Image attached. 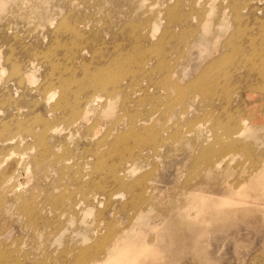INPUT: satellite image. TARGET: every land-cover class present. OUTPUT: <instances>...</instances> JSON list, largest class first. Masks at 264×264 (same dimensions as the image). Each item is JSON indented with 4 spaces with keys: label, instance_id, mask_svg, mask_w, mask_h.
I'll return each mask as SVG.
<instances>
[{
    "label": "rangeland",
    "instance_id": "obj_1",
    "mask_svg": "<svg viewBox=\"0 0 264 264\" xmlns=\"http://www.w3.org/2000/svg\"><path fill=\"white\" fill-rule=\"evenodd\" d=\"M1 1L0 58L2 60L0 59V118L8 115L12 111V108L16 106H22L23 108L21 109L23 110L33 108V113L36 112L46 117V109L44 102L42 103L40 91H32V89L40 85V82L43 83L48 73L49 75L58 76L62 72V76L66 78L74 75L78 80L81 79L83 81H85V76L93 77L97 75V77L102 76L103 79H105L110 84L111 80L115 79L110 78V76L116 74L115 76H117L116 78L118 81L117 89L122 88V90L120 89L119 93L116 91L112 95L111 103H113L112 112L114 113H109L103 107L105 105H103L97 111L98 113L95 112L96 114L91 117L92 119L95 117L94 119L98 120V118L101 117L100 115L103 114L99 120V123L101 124L105 120L103 123L106 124L103 130L99 134L97 133V135H95L96 137L94 136L95 139H92L93 141H89V139L91 138V135L95 134V128L93 130L90 129L87 132H83L74 138L68 137L64 140L52 138L48 140L51 145L60 143V149L54 148L53 153L55 152V155L60 154L62 156V161L60 160L59 165L52 162V164H50V166H48L46 169L48 171L45 170V173H48L47 178L49 179L44 178V180H41L38 183L40 188L47 190V193L50 192L52 184L58 187V191L67 187L71 191H75V189L78 190V183L71 179L73 176L77 177L81 175L83 177L81 178L83 183L86 181L88 182L90 179L95 177L94 179L96 181H102L106 183V185H108L107 189L110 191L106 190V192H98L97 190H94V193H97L98 200H93L90 197V199L86 200V202L82 201L83 205L78 207V210L80 208L81 211H77L73 215L74 218L71 215L70 218L68 215L61 218L59 221L60 230L57 231V226L54 225V228L45 227V229H42V227L34 231L33 229L26 226V217L19 209L17 201L14 200L15 194L13 192L8 194L4 193V196L6 197L5 198L3 196V191L0 189V203L3 197L2 203L0 204V264H43L48 259V264H74L71 261L75 255L80 254L81 251L95 250L99 251L97 258H100L101 261V259L104 260L103 255L108 253L107 251L110 252L111 246L113 243H115L116 239L121 240H119L121 249L127 248L129 251H131L130 256L136 258V264H264V0H104L103 2L102 0H96V2L95 0H53L54 2L52 0H45V2H42L44 0ZM204 2H206V4H204ZM235 2L240 3L238 4L239 8H243L240 9L241 11L239 10V13L237 14V20H235L233 15L230 14V16L232 15V18L226 20V27H218L215 22L219 21L222 8L228 9V7L233 5ZM99 7L100 9H98ZM7 8L9 10H7ZM226 13H232V9L226 10ZM52 17L55 18V21H53V26L50 27L49 20ZM154 18L157 21L156 23L158 27H156V23H153V25L150 26L152 24L151 19ZM202 18H205L209 21L208 24L209 26L213 27L212 30L214 32L224 36L218 43H216L215 48L217 47V50L215 54L212 52L215 48L212 49L210 47L213 37L211 35H208L207 37L203 36V30L197 28L199 26L200 19ZM32 19L36 23H34ZM66 19L67 24L71 21L69 23L70 25H74V23H79L80 21L85 22V20L86 23L91 21V23L87 24L90 26V29L87 26L85 31L84 29L82 30L83 32L80 31V34L82 33L83 35L85 33L84 35H86H83V45L86 46L80 47L77 45L78 47L76 46V49H71V37L68 33L64 32L63 27L66 24ZM224 19H226V17H224ZM31 20L32 24L30 25ZM148 22H150L149 25L147 24ZM37 23L39 24L37 25ZM45 25H47L46 28L44 27ZM38 27H40V29H37ZM57 27H60V31L62 33L59 37V41L60 46H63V48L55 47L56 43L55 40H53V36L51 34L57 30ZM149 28L152 31V36L148 33ZM154 29H157V32H154ZM166 30H170V38L166 40L167 43H164L165 47L163 46L164 48H162L159 53L157 47H153L152 45L156 43V39L160 37V34L164 33ZM235 34L238 36V38ZM138 35H140V37ZM190 35H192V38ZM239 36L241 37L239 38ZM143 37H145V39L148 41ZM136 38L144 39V45L141 43L138 44L140 47L137 46L139 50H137V48L132 49L129 44L131 40H135ZM229 38L233 40L234 43H232L234 46H236L235 49H237L235 52H229L230 54L227 53L226 56H224L225 50L223 47V42L227 41ZM121 39H123V42H120ZM200 39H202L203 42L209 39V50H207L206 53L202 52V49L200 50L196 46V43ZM183 41H186V43ZM260 43L261 46L263 45L262 47L259 46ZM65 45L70 48L66 47ZM121 46L122 49H120ZM177 46H179V49ZM183 46H186V48ZM12 48L15 49L13 50ZM56 48L58 49L56 50ZM67 48L70 49V51L67 50ZM12 50L13 53L11 54ZM50 50L51 52L55 51V53L53 52L52 55ZM65 50L67 52H65ZM132 50L137 53H142L143 51L144 55L142 58H150L151 60H154V62L155 59L161 61L163 59V55H166L167 59H172L169 63V67L172 68L173 71L177 72L174 74V80L181 88L187 87L188 89H185L189 90L188 92L184 89L188 96H186L187 100L185 99L183 101L184 104H175L173 106V110L172 108H169L170 105L167 106V102H169L167 98H164L163 96L159 98L157 96L156 98V95L154 98L152 95L154 92L148 93L152 95L150 96V100L148 99V101L144 103L139 101L143 96V93L141 91H136L139 89L138 87L141 89L145 83L143 81L141 82V79H139L140 74L135 75L136 77L134 76V78L132 75H130V73L125 74V72L121 75H117V65L115 62H109L114 60L117 55L122 54L121 51H123V54H126L131 53ZM42 52L45 56L42 54ZM217 57H223L225 60L222 59L221 63H211V61H214L217 59ZM71 59L77 61H72ZM69 60L72 63H70ZM30 61H34V68L29 65ZM45 62L46 64H44ZM83 62L86 64L84 65ZM121 62H123V60ZM54 63L55 65H53ZM127 64L129 67L131 66V69L129 68L128 71L135 70L137 69L136 67H138V65L136 66V63L132 60L127 62ZM96 66L97 69L95 70ZM99 66L101 68H99ZM67 68L69 71L65 70ZM14 69H18L21 77H23L24 74L26 75L31 72L30 74L34 75V81L32 82L25 79L24 77L21 78V82H18L17 79L19 75L17 77L11 75ZM9 71L11 73H9ZM201 75L203 78L199 77ZM222 75H228L227 77L229 81H225L223 78L224 76ZM152 76L156 78L159 77L157 74H153ZM132 78L134 79V83L137 88L134 85H132L133 87L128 86L127 82H129V80H133ZM156 78L154 79L155 81H157ZM192 81L195 82L193 83ZM199 81L200 83H198ZM262 81L263 83H261ZM195 83L206 85V87L210 86L209 83H211L214 85L213 88L217 90L215 91L212 88V93L209 94L210 96L204 94L202 91L201 92L203 94H201L197 90L191 88V85H195ZM72 86V89L79 90L81 88L80 86H76L74 83H72ZM110 88L112 87L110 86ZM173 89L176 90L175 88ZM234 90L236 92L233 93ZM95 91L96 92L91 90L90 92L96 94L102 93L101 96L104 97L103 92H99L98 90ZM134 91L138 94L135 95ZM218 91H221L223 94ZM15 93L17 95H15ZM194 94H197L196 97H194ZM9 95L12 97V99H10L11 97ZM189 95L194 98H191ZM203 95L204 97H202ZM1 96L7 99L6 103L1 101ZM126 96H128V99ZM114 97H116V99ZM172 97L171 99L173 100L176 98L177 100L181 98L176 95V91H172ZM32 102H35V104H33V107H30ZM151 102L152 104H150ZM101 104H104V102H101ZM7 106L9 107L7 108ZM100 110L101 114L99 113ZM97 115L100 117H97ZM238 116L242 119H245L247 126L249 127V131L244 136L237 138V141L240 142L239 146L231 144L227 145V138L224 134L226 132V124H229L235 128V125L237 124L236 121L240 119ZM115 121H119V123L117 122L118 125ZM130 122L142 125L144 123V125L147 126L144 129L150 127L151 125L154 130L150 128V130L146 132L144 129L136 128L131 134L124 133L131 127ZM218 123L221 124L220 127H218ZM95 125L96 124L94 123V126ZM97 129H100V127L98 128V125L96 127V130ZM136 131L138 133H136ZM105 133L109 134V137L107 138L108 142L106 141L104 143L106 152L104 151L102 154H98L96 152L94 143L102 138ZM154 133L158 137H155ZM84 135L85 137H83ZM117 136L122 137L118 138ZM118 139L121 143L120 146L115 144L118 142ZM130 140H133V142ZM112 143L114 145H112ZM139 143H141V145ZM108 146H110V148ZM112 146L113 148H111ZM67 148H69L70 151ZM71 148L73 150H71ZM116 150L119 154L116 152ZM5 152L7 151L0 150V156L4 155ZM79 152L80 154L77 155ZM65 154L70 155L69 157H71L70 160L72 162L67 165L69 168L62 169L65 175L60 176L58 169L66 166L63 160L65 158ZM50 158H52V156H50ZM218 158L222 159L223 161L220 166V171L222 170L221 173L219 172L216 175L215 173L207 175L205 171L204 173L202 172L205 168V164H207L206 162L210 161L214 163L216 160H220ZM99 160H103L104 164L109 163L108 166L116 163L114 168H118L119 173H122L121 175L127 178L124 179L126 183L132 185L136 182H139L140 184H143L142 190H145L146 187L150 186L156 187V198H148L147 196L142 197V195H139V192L132 193L128 189L126 190L124 188H121L120 192V188H115L108 181L112 173V171L109 170H113V168L105 165L104 167L107 168L102 170L101 173L100 171L98 173L97 171H94L96 170V163ZM8 163L10 164L11 161H8ZM75 163L77 167L74 165ZM224 163L226 166L229 164V166H224ZM193 164L195 166H193ZM222 166H224V168ZM122 167L126 170H122ZM120 170L122 172H120ZM187 170L189 171L187 172ZM73 172L75 174L80 172V175H75ZM254 172H257V182H253L252 180L246 184L244 182V178L252 174L255 175ZM193 173H196V176H194L195 174ZM190 175L192 178L194 177L195 180L192 181ZM65 176L66 178H63ZM217 176L219 177L217 178ZM130 177L132 179H130ZM188 177L191 179V181L188 180ZM21 178H24L23 173H19L18 175V179ZM44 181L46 182L44 183ZM49 181H54V183ZM49 183L51 184L49 185ZM231 185H237L232 192L228 187ZM44 191L45 190H43V192ZM77 194L78 193L75 195ZM115 194H117L116 197ZM146 195H148V193ZM110 197L112 199H110ZM108 198L110 199L109 202L107 201L109 200ZM145 198L148 199L146 200ZM222 198L227 200L221 201L223 200ZM151 200L155 203H152ZM145 205H147V207ZM100 210L102 211L100 212ZM82 211H86V213H83ZM94 213L96 216H94ZM48 216L50 217L49 213L47 214V217ZM67 217L69 219H66ZM94 221L100 223L98 224ZM114 226H116V228H114ZM93 231L95 232L93 233ZM113 231L116 234L115 236ZM39 236L40 238H37ZM120 236L123 239L120 238ZM96 237L98 238L97 241ZM15 238L20 241H17L16 243L17 239ZM14 240L15 243L13 242ZM13 243L14 245H12ZM4 246L6 248H4ZM145 247H147V250ZM23 252H25L27 255L26 257L24 256L25 254ZM110 254L116 255L118 253L115 250L111 251ZM145 257L146 259H144ZM31 259L33 260L30 261ZM87 263L91 264L92 261H90V263L88 261L86 264ZM116 264L121 263L118 262Z\"/></svg>",
    "mask_w": 264,
    "mask_h": 264
},
{
    "label": "bare ground",
    "instance_id": "obj_2",
    "mask_svg": "<svg viewBox=\"0 0 264 264\" xmlns=\"http://www.w3.org/2000/svg\"><path fill=\"white\" fill-rule=\"evenodd\" d=\"M35 1V0H34ZM42 1V0H41ZM49 1V0H48ZM53 1V0H52ZM66 1V0H65ZM104 0H102V2H103ZM110 1V0H109ZM117 1V0H116ZM26 2V1H25ZM38 2V1H37ZM42 2H45V0L44 1H42ZM47 2V1H46ZM54 2V1H53ZM72 2V1H71ZM70 2V3H71ZM95 2H96V0H95ZM112 2V1H111ZM207 2V1H206ZM206 2H204V4H206ZM28 3V2H27ZM48 3V2H47ZM46 3V4H47ZM57 3V2H56ZM105 3H106V1H105ZM15 4V3H14ZM45 4V3H44ZM90 4V3H89ZM238 4H240V3H238V2H235V3H233V5H231V6H229L228 7V9H232V13H226V10H228V9H224V8H222V13L220 14V16H219V21L218 22H215V24H217V26L218 27H226V25H227V21L226 20H228V19H231L232 18V15H233V17H234V19L235 20H237V14L239 13V10L242 8H239V6H238ZM2 5V1L0 0V6ZM11 5H13V4H11ZM27 5V4H26ZM33 5V4H32ZM50 5V4H49ZM52 5H53V3H52ZM98 5V4H97ZM112 5V4H111ZM10 6V5H9ZM71 6V5H70ZM74 6V5H73ZM72 6V7H73ZM79 6V5H78ZM81 6V5H80ZM91 6V5H90ZM241 6V5H240ZM11 7V6H10ZM45 7V6H44ZM44 7H43V9H44ZM75 7V6H74ZM95 7V6H94ZM247 7V6H246ZM37 8V7H36ZM39 8V7H38ZM49 8V7H48ZM60 8V7H59ZM77 8V7H76ZM40 9V8H39ZM42 9V10H43ZM68 9H70V8H68ZM87 9V8H86ZM85 9V10H86ZM98 9H100V7L98 8ZM243 9V8H242ZM251 9V8H250ZM254 9V8H253ZM7 10H9L8 8H7ZM75 10V9H74ZM77 10H80V9H77ZM24 11V10H23ZM44 11V10H43ZM72 11V10H71ZM99 11V10H98ZM101 11V10H100ZM241 11V10H240ZM249 11H251V10H249ZM8 12V11H7ZM38 12V11H37ZM52 12H53V10H52ZM55 12V11H54ZM96 12V11H95ZM94 12V13H95ZM13 13V12H12ZM22 13V12H21ZM24 13V12H23ZM93 13V14H94ZM26 14V13H25ZM59 14V13H58ZM80 14V13H79ZM88 14V13H87ZM97 14V13H96ZM230 14H232L231 16H230ZM10 15V14H9ZM18 15V14H17ZM28 15V14H27ZM54 15V14H53ZM67 15V14H66ZM91 15V14H90ZM15 16V15H14ZM35 16H37V15H35ZM50 16V15H49ZM56 16V15H55ZM94 16V15H93ZM97 16V15H96ZM99 16V15H98ZM102 16V15H101ZM230 16V17H229ZM240 16V15H239ZM5 17V16H4ZM40 17V16H39ZM43 17V16H42ZM51 17V16H50ZM90 17V16H89ZM224 17H226V19H224ZM245 17V16H244ZM10 18V17H9ZM65 18V17H64ZM103 18V17H102ZM116 18V17H115ZM8 19V18H7ZM37 19V18H36ZM43 19V18H42ZM55 18H51L50 20H49V22H50V27L51 26H53L52 24H53V21H55L54 20ZM63 19V18H62ZM70 19V18H69ZM90 19V18H89ZM89 19H88V21H89ZM94 19V18H93ZM99 19H101V18H99ZM241 19V18H240ZM5 20V19H4ZM11 20V19H10ZM33 20V19H32ZM32 20H31V23H30V25L32 24ZM45 20V19H44ZM71 20V19H70ZM69 20V21H70ZM109 20V19H108ZM117 20V19H116ZM64 21V20H63ZM74 21H76V20H74ZM73 21V22H74ZM113 21V20H112ZM111 21V22H112ZM3 22H5V21H3ZM15 22V21H14ZM33 22H34V20H33ZM38 22V21H37ZM57 22V21H56ZM71 22V21H70ZM69 22V23H70ZM101 22V21H100ZM151 22H152V24L150 25V26H152L153 25V23H156L157 21L155 20V18L154 19H151ZM234 22V21H233ZM246 22V21H245ZM244 22V23H245ZM259 22V21H258ZM6 23H7V21H6ZM34 23H36V22H34ZM59 23H61V22H59ZM67 24V19H66V24H65V26H63L64 27V32L65 33H68L69 34V36L71 37V49L72 50H74V49H76V46L77 45H79L80 47L81 46H86V45H83V43H84V37H83V35L85 34H83L82 35V33L80 34V31H82L83 29H84V31H85V29L87 28V24H89V23H91V21L89 22V23H86V20H85V22H82V21H80L79 23H74V25H70V24ZM97 23V22H96ZM149 23L150 22H148L147 24L149 25ZM209 21L207 20V19H205V18H202V19H200V23H199V26L197 27V28H200L201 30H203V36H205V37H207L208 35H211L213 38H212V42L210 43V47L213 49V48H215V46H216V43H218L224 36H222V35H220V34H218V33H216V32H214L213 30H212V28L213 27H211V26H209ZM8 24H10V23H8ZM39 23H37V25H38ZM48 24V23H47ZM62 24V23H61ZM116 24V23H115ZM119 24V23H118ZM120 24H121V22H120ZM230 24V23H229ZM234 24V23H233ZM246 24V23H245ZM256 24V23H255ZM11 25V24H10ZM42 25V24H41ZM93 25V24H92ZM95 25V24H94ZM112 25V24H111ZM232 25V24H231ZM238 25V24H237ZM253 25V24H252ZM259 25V24H258ZM257 25V26H258ZM46 26L47 25H45L44 27L46 28ZM61 26V25H60ZM133 26V25H132ZM136 26V25H135ZM244 26V25H243ZM7 27V26H6ZM34 27V26H33ZM56 27V26H55ZM102 27V26H101ZM127 27H129V26H127ZM156 27H158L157 26V23H156ZM229 27H230V25H229ZM234 27V26H233ZM240 27V26H239ZM14 28V27H13ZM26 28V27H25ZM35 28V27H34ZM88 28L90 29V26H88ZM133 28V27H132ZM248 28V27H247ZM260 28V27H259ZM6 29V28H5ZM11 29V28H10ZM16 29V28H15ZM30 29V28H29ZM37 29H40V27H38ZM36 29V30H37ZM43 29V28H42ZM41 29V30H42ZM93 29H94V27H93ZM115 29V28H114ZM118 29V28H117ZM232 29V28H231ZM251 29V28H250ZM253 29V28H252ZM35 30V31H36ZM40 30V31H41ZM130 30V29H129ZM190 30V29H189ZM196 30V29H195ZM220 30H221V28H220ZM238 30V29H237ZM245 30V29H244ZM32 31V30H31ZM137 31V30H136ZM154 32H157V29H154L153 30ZM239 31V30H238ZM246 31H249V30H246ZM260 31V30H259ZM10 32H11V30H10ZM43 32V31H42ZM41 32V33H42ZM83 32V31H82ZM87 32V31H86ZM118 32V31H117ZM133 32V31H132ZM183 32H184V30H183ZM196 32V31H195ZM27 33V32H26ZM41 33H40V35H41ZM130 33V32H129ZM134 33V32H133ZM148 33L152 36V31H151V29L149 28V30H148ZM185 33V32H184ZM190 33V32H189ZM210 33H212V34H210ZM31 34V33H30ZM29 34V35H30ZM52 34V36H53V40H55V43H56V46L55 47H62L63 48V46H60V41H59V37H60V35L62 34L61 33V31H60V27H57V30H55L53 33H51ZM95 34V33H94ZM192 34H193V31H192ZM238 34V33H237ZM240 34V33H239ZM263 34V33H262ZM17 35V34H16ZM16 35H15V37H16ZM38 35V34H37ZM88 35V34H87ZM226 35V34H225ZM231 35H232V33H231ZM236 35V34H235ZM241 35H242V33H241ZM247 35V34H246ZM249 35V34H248ZM13 36V35H12ZM31 36V35H30ZM42 36V35H41ZM84 36H86V35H84ZM96 36V35H95ZM123 36V35H122ZM139 37H140V35H138ZM137 36V37H138ZM186 36V35H185ZM192 35H190V37H191ZM237 36V35H236ZM136 37V36H135ZM231 37V36H230ZM241 36H239V38H240ZM245 37V36H244ZM144 39H145V37H143ZM170 38V30H166L164 33H161L160 34V37L158 38V39H156V43L155 44H153L152 46L154 47H157V49H158V52L160 53V51L162 50V48H164L165 46H164V43L166 42V40L167 39H169ZM192 38V37H191ZM228 38V37H227ZM237 38H238V36H237ZM251 38V37H250ZM259 38V37H258ZM44 39V38H43ZM103 39V38H102ZM144 39H139V38H136L135 40H131L130 41V47L132 48V49H134V48H137V46H139L138 44H141V43H143V41H144ZM230 39V38H229ZM227 40V41H224L223 42V47H224V50H225V53H224V56H226V54L227 53H229V52H235V50L237 49H235V47L236 46H234V42H233V40L232 39H230V40ZM234 39H236V38H234ZM65 40V39H64ZM105 40V39H104ZM145 40H147V39H145ZM187 40V39H186ZM209 40V39H208ZM205 41V42H203L202 41V39H200L196 44V46L198 47V49H202L201 51L202 52H207V50H209L208 48H209V41ZM259 40V39H258ZM70 41H68V42H70ZM148 41V40H147ZM252 41V40H251ZM261 41V40H260ZM53 42V41H52ZM86 42V41H85ZM89 42V41H88ZM120 42H123V39H121L120 40ZM169 42V41H168ZM183 42H185L186 43V41H183ZM233 42V43H232ZM249 42H250V40H249ZM12 43V42H11ZM113 43V42H112ZM167 43V42H166ZM180 43H182V42H180ZM179 43V44H180ZM238 43V42H237ZM240 43V42H239ZM259 43V42H258ZM52 44V43H51ZM118 44V43H117ZM122 44V43H121ZM193 44H194V42H193ZM254 44V43H253ZM256 44H257V42H256ZM9 45V44H8ZM143 45H144V43H143ZM143 45H142V48H143ZM146 45V44H145ZM166 45V44H165ZM244 45V44H243ZM247 45V44H246ZM1 46V45H0ZM66 46V45H65ZM102 46H104V45H102ZM164 46V47H163ZM168 46V45H167ZM255 46V45H254ZM259 46H261V43H260V45ZM263 46V45H262ZM261 46V47H262ZM11 47V46H10ZM66 47H68V46H66ZM78 47V46H77ZM140 47V46H139ZM179 46H177V48H178ZM183 47H185L186 48V46H183ZM190 47V46H189ZM238 47V46H237ZM252 47V46H251ZM9 48V47H8ZM51 48V47H50ZM68 48H70V47H68ZM67 48V50H69L70 51V49H68ZM115 48V47H114ZM117 48V47H116ZM148 48V47H147ZM184 48V49H185ZM241 48V47H240ZM243 48V47H242ZM13 49V48H12ZM15 49V48H14ZM13 49V50H14ZM49 49V48H48ZM52 49V48H51ZM55 49V48H54ZM58 48H56V50H57ZM61 49V48H60ZM120 49H122V46H121V48ZM149 49H150V47H149ZM179 49V48H178ZM183 49V50H184ZM251 49V48H250ZM262 49V48H261ZM13 50H12V52H11V54L13 53ZM36 50V49H35ZM106 50V49H105ZM127 50V49H126ZM131 50V49H130ZM136 50V49H135ZM137 50H139L138 48H137ZM136 50V51H137ZM144 50V49H143ZM155 50V49H154ZM164 50V49H163ZM182 50V51H183ZM216 50H217V47L212 51L213 52V54H215V52H216ZM244 50V49H243ZM41 51V50H40ZM53 51V50H52ZM79 51H80V49H79ZM100 51V50H99ZM114 51V50H113ZM148 51V50H147ZM156 51V50H155ZM181 51V52H182ZM2 52V51H1ZM46 52V51H45ZM49 52V51H48ZM54 53H55V51H53ZM53 52H51V50H50V53L52 54ZM65 52H67L66 50H65ZM64 52V53H65ZM74 52V51H73ZM98 52V51H97ZM96 52V53H97ZM101 52V51H100ZM112 52V51H111ZM238 52V51H237ZM236 52V53H237ZM241 52V51H240ZM49 53V54H50ZM69 53V52H68ZM121 53L122 54H119V55H117V57L114 59V60H112V61H109V62H111V63H114L115 62V64L117 65V75H121L122 73H124L125 72V74H127V73H130V75H132L133 76V78H134V76L135 75H137V74H140V78L139 79H141V82L143 81V82H145L144 83V85H143V87L140 89V87H138L139 89L136 91V92H138V91H141L142 93H143V96L140 98V102H142V103H144V102H146V101H148V99L150 100V96H152L153 95V97L155 98V95H156V98H157V96H158V98L159 97H164V98H167L168 100H169V102H167V106H169L170 105V107L169 108H172L173 109V106L175 105V104H177V105H180L181 103H183V101L186 99V96H187V92L186 91H188L189 92V90H187L188 88L187 87H185V88H187V89H185V88H181L179 85H178V83L174 80V74H176L177 72H175V71H173V69L172 68H170L169 66H170V61L172 60L171 58L170 59H167L166 58V55L164 56L163 55V59L161 60V61H159V60H157V59H155V62H154V60H151L150 58H147V59H143L142 58V56L144 55V53H143V51H142V53H137V52H135V51H133L132 50V52L131 53H126V54H123V51H121ZM163 53H165V52H163ZM184 53V52H183ZM243 53V52H242ZM35 54V53H34ZM38 54H39V52H38ZM42 54L44 55V53L42 52ZM77 54V53H76ZM82 54V53H81ZM110 54V53H109ZM108 54V55H109ZM161 54H162V52H161ZM181 54V53H180ZM179 54V55H180ZM230 54V53H229ZM229 54H228V56H229ZM238 54V53H237ZM9 55V54H8ZM53 55V54H52ZM184 55V54H183ZM191 55V54H190ZM195 55V54H194ZM239 55V54H238ZM245 55V54H244ZM12 56V55H11ZM40 56V55H39ZM45 56V55H44ZM43 56V57H44ZM47 56H49V55H47ZM67 56V55H66ZM91 56H92V54H91ZM115 56H116V54H115ZM114 56V57H115ZM154 56V55H153ZM193 56V55H192ZM243 56V55H242ZM8 57V56H7ZM57 57V56H56ZM73 57H75V56H73ZM109 57V56H108ZM146 57H148V56H146ZM151 57V56H150ZM172 57V56H171ZM204 57H205V55H204ZM47 58V57H46ZM64 58H65V55H64ZM71 58V57H70ZM155 58V57H154ZM157 58V57H156ZM259 58V57H258ZM1 59V58H0ZM11 59V58H10ZM55 59V58H54ZM58 59V58H57ZM75 59V58H74ZM101 59H102V57H101ZM112 59V58H111ZM136 59V60H135ZM159 59V58H158ZM161 59V58H160ZM225 60V58H223V57H217V59H215L214 61H211L210 59V61H211V63L212 62H214V63H221V60ZM2 60V59H1ZM1 60H0V62H1ZM8 60V59H7ZM47 60V59H46ZM68 60V59H67ZM66 60V61H67ZM72 60V59H71ZM123 60V62H121ZM134 61L135 63H136V66L138 65V67H136L137 69H135V70H131V71H128L129 70V68L131 67H129L128 66V64H127V62H129V61ZM177 60V59H176ZM6 61V60H5ZM35 61V60H34ZM34 61H30L29 62V65H31L32 66V68H34L35 67V64H34ZM44 61V60H43ZM70 61V60H69ZM72 61H77V60H72ZM36 62V61H35ZM40 62H42V61H40ZM91 62H92V60H91ZM90 62V63H91ZM8 63V62H7ZM11 63V62H10ZM50 63V62H49ZM48 63V64H49ZM57 63V62H56ZM60 63V62H59ZM66 63V62H65ZM70 63H72L71 61H70ZM110 63V64H111ZM174 63H176V62H174ZM210 63V64H211ZM1 64V63H0ZM28 64V63H27ZM44 64H46V62L44 63ZM43 64V65H44ZM83 64L85 65L86 63H84L83 62ZM107 64V63H106ZM15 65V64H14ZM53 65H55V63L53 64ZM73 65V64H72ZM88 65V64H87ZM133 65V64H132ZM18 66V65H17ZM50 66H51V64H50ZM92 66V65H91ZM111 66H112V64H111ZM65 67V66H64ZM67 67V66H66ZM94 67H95V65H94ZM105 67V66H104ZM103 67V68H104ZM107 67V66H106ZM133 67H134V65H133ZM174 67V66H173ZM19 68H20V65H19ZM54 68V67H53ZM52 68V69H53ZM71 68V67H70ZM82 68H83V66H82ZM99 68H101L100 66H99ZM116 68V67H115ZM97 69V66H96V68H95V70ZM131 69V68H130ZM134 69V68H133ZM10 70H12V69H10ZM27 70V69H26ZM25 70V71H26ZM36 70V69H35ZM56 70V69H55ZM58 70V69H57ZM65 70H68L69 71V69L67 68V69H65ZM89 70V69H88ZM116 70V69H115ZM211 70V69H210ZM21 71V70H20ZM30 71V70H29ZM62 71H63V69H62ZM93 71H94V69H93ZM22 72H24V71H22ZM50 72V71H49ZM59 72H60V70H59ZM84 72V71H83ZM108 72H109V69H108ZM210 72V71H209ZM9 73H11L10 71H9ZM31 73V72H30ZM24 74V76L23 77H21L20 76V72L18 71V69H14L13 70V72H12V74L11 75H13V76H18L19 75V77H18V79H17V81L18 82H21V78H24L25 77V79H27V80H30V81H34V75L33 74ZM66 73V72H65ZM87 73V72H86ZM89 73H91V72H89ZM106 73V72H105ZM97 74V73H96ZM153 74H157V75H159V77H154V76H152ZM63 74H62V72H61V74L60 75H58V76H56V75H49V73H48V75H46V77H45V81L43 82V83H41L40 82V85H38L37 87H35L34 89H32V91L34 90V91H37V92H39L40 91V96H41V99H42V103L44 102V106H45V109H46V114H47V116L45 117V116H42L41 114H39V113H36V112H34L33 113V108H28V110H23V109H21V108H23L22 106H16V107H13L12 108V111L8 114V115H6V116H4V117H2V118H0V150H6L7 152H5L4 153V155H2V156H0V189L3 191V196H4V193H10V192H13L14 194H15V199L14 200H16L17 201V204H18V207H19V209L21 210V212L24 214V216L26 217V226L27 227H29V228H31V229H33L34 231H36L37 229H40V228H42V229H45V227L46 228H48V227H53L54 225H56L57 226V228H56V230L58 231V230H60V228H59V221L61 220V218H63L64 216H69V218H70V215L71 216H73L77 211H81V209L79 208V210H78V207H80L81 205H83V203H82V201L83 202H86V200H89L90 199V197L93 199V200H98V196H97V193H94L95 191L94 190H97L98 192L99 191H101V192H106V190H109V189H107L108 188V185H106V183H104V182H102V181H96L94 178L93 179H90L87 183L86 182H82V179L81 178H83L79 173V175L80 176H77V177H74L73 176V178L71 179V180H73L74 182H77L78 183V190H76L75 189V191H77V192H75L74 190L73 191H71L68 187L67 188H65V189H63V190H60V191H58V187L56 186V185H53L52 184V186H51V189H50V192H48L47 193V190L46 189H44V188H40L39 187V182L41 181V180H44V178H46V179H49V178H47V174L45 173V170L48 168V166H50V164H52V162L53 163H55V164H60V160L62 159V156L59 154V155H55L54 153H53V149L54 148H59L60 149V143L58 144H53V145H51L50 143H49V139H52V138H58V140H60V139H67L68 137H72V138H74V137H77L78 135H80L81 133H83V132H87V131H89L90 129H94L95 130V134H93V135H91L90 137V139H89V141H93L92 139H95V135H97V133L99 134L102 130H103V128H104V126L106 125L105 123H99V120L101 119V117L103 116V114L102 115H97V117L99 116L100 118H98V120L97 119H92L91 117L93 116V115H95L96 113L95 112H97L98 110H99V108H101V106H103V105H105V106H103L109 113L111 112V113H114V112H112V104L113 103H111V99H112V95L116 92V91H118V93H119V90L121 89L122 90V88H119V89H117V83H118V81H117V76H115V75H112V76H110V78H115V79H112L111 80V84L109 83V82H107L105 79H103V77L102 76H100V77H97V75L96 76H90V77H84V80L85 81H83V80H81V79H77L74 75L73 76H70V77H68V78H66V77H64V76H62ZM85 75V74H84ZM99 75H101V74H99ZM9 76V75H8ZM82 76V75H81ZM124 76V75H123ZM222 76H224L223 78H224V80L225 81H227L228 80V75H222ZM107 77V76H106ZM105 77V78H106ZM131 77V76H130ZM136 77V76H135ZM197 77V76H196ZM200 78L202 77V75L201 76H199ZM40 78V77H39ZM81 78V77H80ZM132 78V79H133ZM157 79V81H155L154 79ZM203 78V77H202ZM8 79V78H7ZM25 79H23V80H25ZM41 79V78H40ZM131 79V78H130ZM139 79H138V81H139ZM195 79V78H194ZM241 79V78H240ZM247 79V78H246ZM245 79V80H246ZM137 80V79H136ZM196 80V79H195ZM200 80H202V79H200ZM6 81V80H5ZM121 81V80H120ZM119 81V82H120ZM137 81V82H138ZM203 81V80H202ZM229 81V80H228ZM24 82V81H23ZM136 82V81H135ZM140 82V81H139ZM193 83L195 82V81H192ZM203 82H205V81H203ZM5 83V82H4ZM72 83H74V84H76V86H80L81 88L79 89V90H77V89H72ZM121 83H122V81H121ZM128 83V86L130 87V86H132V85H134L135 86V83H134V79L133 80H129V82H127ZM198 83H200V81L198 82ZM198 83H195V85H191V88L192 89H195V90H197L198 92H200L201 94H203L202 92H204V94H206V95H208V96H210L209 94L210 93H212L211 91H212V88H213V84H211V83H209V85L210 86H208V87H206V85H201V84H198ZM206 83V82H205ZM208 83V82H207ZM228 83V82H227ZM261 83H263V81L261 82ZM110 84V85H109ZM196 84H198V85H196ZM244 84V83H243ZM250 84V83H249ZM22 86V85H21ZM110 86L112 87V88H110ZM138 86V85H137ZM241 86V85H240ZM264 86V85H263ZM125 87V86H124ZM133 87V86H132ZM136 87V86H135ZM235 87H236V85H235ZM246 87V86H245ZM77 88V87H76ZM137 88V87H136ZM136 88H134V89H136ZM173 88H175L176 90H174ZM232 88V87H231ZM240 88V87H239ZM184 89L186 90V91H184ZM190 89V88H189ZM8 90V89H7ZM94 91V92H96L95 90H98L99 92H103L104 93V97L103 96H101V94H96V93H93V92H90V91ZM124 90V89H123ZM213 90H215L214 88H213ZM217 90V89H216ZM215 90V91H216ZM172 91H176V95L178 96V97H181V98H179L178 100H177V98L175 99V100H173V99H171V97H172ZM191 91V90H190ZM192 91H194V90H192ZM202 91V92H201ZM224 91V90H223ZM232 91V90H231ZM36 92V93H37ZM132 92H133V90H132ZM131 92V93H132ZM135 91H134V93H135V95L136 94H138V93H136ZM140 92V93H141ZM149 92H154L152 95H150V94H148ZM214 92V91H213ZM218 92H221V91H218ZM234 92H236L235 90L233 91V93ZM139 93V94H140ZM196 93V92H195ZM216 93V92H215ZM226 93V92H225ZM9 94V93H8ZM117 94V93H116ZM115 94V95H116ZM220 94V93H219ZM221 94H223L222 92H221ZM227 94V93H226ZM228 94H229V92H228ZM15 95H17L16 93H15ZM82 95V96H81ZM119 95V94H118ZM121 95V94H120ZM141 95V94H140ZM192 95H193V93H192ZM196 95L197 94H194V97H196ZM10 96V95H9ZM134 96V95H133ZM190 97H191V95H189ZM212 96V95H211ZM223 96V95H222ZM11 97V96H10ZM21 97V96H20ZM120 97V96H119ZM127 97V99H128V96H126ZM188 97V96H187ZM194 97H191V98H194ZM202 97H204V95L202 96ZM215 97V96H214ZM228 97V96H227ZM27 98V97H26ZM115 99H116V97H114ZM173 98V97H172ZM212 98V97H211ZM216 98H217V95H216ZM10 99H12V97L10 98ZM20 99V98H19ZM119 99H121V98H119ZM118 99V100H119ZM152 99V98H151ZM160 99H162V98H160ZM227 99V98H226ZM6 98L4 97L3 98V96H1V101L2 102H4V103H6ZM18 100V99H17ZM39 100V99H38ZM37 100V101H38ZM187 100V99H186ZM190 100V99H189ZM211 100V99H210ZM16 101V100H15ZM33 101H35V100H33ZM41 101V100H40ZM120 101V100H119ZM123 101V100H122ZM177 101V102H176ZM17 102V101H16ZM30 102V101H29ZM101 102L103 103L104 102V104H101ZM125 102H126V99H125ZM40 103V102H39ZM148 103V102H147ZM187 103V102H186ZM33 104H35V102H32V104H30V107H33L34 105ZM116 104V103H115ZM120 104V103H119ZM138 104V103H137ZM150 104H152V102L150 103ZM165 104V103H164ZM184 104V103H183ZM182 104V105H183ZM10 105V104H9ZM16 105V104H15ZM14 105V106H15ZM117 105V104H116ZM131 105V104H130ZM163 105V104H162ZM4 106V105H3ZM137 106V105H136ZM135 106V107H136ZM166 106V105H165ZM9 106H7V108H8ZM114 107H116V106H114ZM123 107V106H122ZM178 108V107H177ZM176 108V109H177ZM182 108V107H181ZM184 108V107H183ZM103 109V108H102ZM121 109V108H120ZM119 109V110H120ZM134 109V108H133ZM185 109V108H184ZM104 110V109H103ZM174 110V109H173ZM181 110V109H180ZM116 111V110H115ZM171 111V110H170ZM169 111V112H170ZM98 113V112H97ZM100 114H101V110H100V112H99ZM109 113H107V114H109ZM172 113V112H171ZM184 113H185V111H184ZM229 113V112H228ZM131 114V113H130ZM129 114V115H130ZM138 114V113H137ZM124 115H126V114H124ZM131 116V115H130ZM167 116H168V114H167ZM110 117V116H109ZM137 117V116H136ZM139 117V116H138ZM236 117V116H235ZM239 117V116H238ZM129 118H131V117H129ZM134 118V117H133ZM142 118H144V117H142ZM168 118V117H167ZM226 118H227V116H226ZM229 118V117H228ZM240 118V117H239ZM112 119V118H111ZM119 119V118H118ZM93 120V121H92ZM103 120V119H102ZM133 120H135V119H133ZM138 120V119H137ZM152 120H153V118H152ZM191 120V119H190ZM233 120H234V118H233ZM232 120V121H233ZM121 121V120H120ZM154 121V120H153ZM152 121V122H153ZM158 121V120H157ZM101 122V121H100ZM108 122V121H107ZM109 122H111V121H109ZM116 123L118 122L119 123V121H115ZM132 122H134V121H132ZM136 122V121H135ZM140 122H142V121H140ZM145 122H147V121H145ZM156 122V121H155ZM192 122V121H191ZM94 123L96 124L95 126H94ZM118 123H117V125H118ZM131 123V122H130ZM235 123V122H234ZM236 125H235V128L234 127H232L231 125H227L226 124V132L224 133L225 134V137L227 138V142H226V144L227 145H229V144H231V145H240V142H238L237 141V138H239V137H241V136H244L248 131H249V127L247 126V123H246V121H245V119L243 118H240L238 121H236ZM150 124V123H149ZM191 124V123H190ZM97 125H98V128L100 127V129L98 130H96V127H97ZM121 125V124H120ZM119 125V126H120ZM130 125H131V127H130ZM129 125V130H126L124 133H128V134H131V133H133V130L134 129H144L145 127H147L146 125H144V123H143V125L142 124H137V123H131ZM154 125H156V124H154ZM123 126V125H122ZM197 126V125H196ZM216 126V125H215ZM221 126V124H219L218 123V127H220ZM116 127V126H115ZM150 128H152L153 130H154V128L153 127H151V125H150V127H148V128H146V129H144L146 132L148 131V130H150ZM232 129H234V130H232ZM92 130H91V132H92ZM143 130V131H144ZM196 130V129H195ZM225 130V129H224ZM157 131V130H156ZM162 131V130H161ZM151 132V131H150ZM160 132V131H159ZM191 132V131H190ZM93 133V132H92ZM136 133H138L137 131H136ZM135 133V134H136ZM152 133V132H151ZM160 133H162V132H160ZM159 133V134H160ZM64 134H66V135H64ZM123 134V133H122ZM121 134V135H122ZM127 134V135H128ZM142 134H143V132H142ZM148 135H150V134H148ZM152 135V134H151ZM154 135H155V133H154ZM95 136V137H94ZM135 136V135H134ZM137 136H138V134H137ZM136 136V137H137ZM140 136V135H139ZM142 136V135H141ZM157 135H155V137H156ZM83 137H85V135L83 136ZM109 137V134H104L103 135V137L102 138H100L96 143H94L95 144V148H96V152L98 153V154H102L106 149H105V142L107 141V138ZM112 137H113V135H112ZM118 138L119 137H122V136H117ZM124 137H125V135H124ZM158 137V136H157ZM153 138V137H152ZM111 139V138H110ZM116 139V138H115ZM128 139H130V138H128ZM140 139H141V137H140ZM158 139V138H157ZM74 140V139H73ZM117 140V139H116ZM126 140V139H125ZM138 140V139H137ZM145 140H147V139H145ZM144 140V141H145ZM76 141V140H75ZM122 141V140H121ZM129 141V140H128ZM130 141H132L133 142V140H130ZM150 141H152V140H150ZM154 141V140H153ZM162 141V140H161ZM53 142V141H52ZM108 142V141H107ZM114 142V141H113ZM117 142V141H116ZM138 142V141H137ZM148 142V141H147ZM155 142V141H154ZM153 142V143H154ZM157 142V141H156ZM62 143V142H61ZM128 143V142H127ZM142 143V142H141ZM141 143H139L140 145H141ZM75 144V143H74ZM116 145H118V146H120L121 145V143H120V140L118 139V142L117 143H115ZM126 144V143H125ZM128 144H130V143H128ZM134 144V143H133ZM145 144V143H144ZM155 144H157V143H155ZM225 144V145H226ZM65 145V144H64ZM78 145V144H77ZM112 145H114L113 143H112ZM91 146V145H90ZM117 146V147H118ZM79 147V146H78ZM89 147V146H88ZM87 147V148H88ZM109 148H110V146H108ZM115 147V146H114ZM122 147V146H121ZM155 147V146H154ZM111 148H113V146L111 147ZM130 148V147H129ZM133 148H135V147H133ZM139 148V147H138ZM241 148V147H240ZM58 149V150H59ZM68 150H69V148H67ZM80 149V148H79ZM83 149V148H82ZM155 149V148H154ZM65 150V149H64ZM71 150H73L72 148H71ZM75 150V149H74ZM84 150H86V149H84ZM111 150V149H110ZM123 150V149H122ZM239 150V149H238ZM70 151V150H69ZM68 151V152H69ZM101 151V152H100ZM66 152V151H65ZM106 152V151H105ZM116 152H117V150H116ZM128 152V151H127ZM150 152V151H149ZM240 152H242V151H240ZM2 153V152H1ZM67 153V152H66ZM86 153V152H85ZM118 153V152H117ZM121 153H123V152H121ZM121 153H120V156H121ZM64 154V153H63ZM62 154V155H63ZM78 154H80V152L79 153H77V155ZM94 154V153H93ZM106 154V153H105ZM119 154V153H118ZM128 154V153H127ZM129 154H130V152H129ZM226 154V153H225ZM67 154H65L64 156H65V158L63 159L64 160V164L66 165L65 167H63V168H60V169H58V171L60 172L59 173V175L60 176H63V175H65V173L63 172V170L62 169H66V168H69V166L67 167V165L68 164H70L72 161L70 160V158L71 157H69L70 155H67ZM104 155V154H103ZM132 155V154H131ZM229 155V154H228ZM50 156H52V158H50ZM72 156V155H71ZM80 156V155H79ZM130 156V155H129ZM83 157V156H82ZM99 157V156H98ZM107 157V156H106ZM111 157V156H110ZM109 157V158H110ZM123 157V156H122ZM124 157H125V155H124ZM136 157V156H135ZM108 158V159H109ZM121 158V157H120ZM215 158H217V157H215ZM231 158V157H230ZM73 159V158H72ZM111 159V158H110ZM135 159V158H134ZM155 159V158H154ZM218 159H220V158H218ZM96 160V159H95ZM138 160V159H137ZM223 160H224V158H223ZM230 160V159H229ZM8 161H11V163L9 164L8 163ZM62 161V160H61ZM91 161V160H90ZM113 161V160H112ZM122 161V160H121ZM195 161V160H194ZM209 161V160H208ZM228 161V160H227ZM226 161V162H227ZM96 162V161H95ZM111 162V161H110ZM119 162V161H118ZM140 162V161H139ZM155 162H157V161H155ZM222 159H220V160H216L214 163L213 162H206L207 164H205V168L203 169V168H201V169H203V173H204V171H205V173L207 174V175H210V174H214L215 173V175L217 174V173H221V171H220V166H221V164H222ZM115 163V162H114ZM129 163V162H128ZM136 163V162H135ZM80 164V163H79ZM95 164V163H94ZM118 164V163H117ZM54 165V164H53ZM74 165H76V163L74 164ZM108 166L109 165V163H103V160H99L97 163H96V170H94V171H97V173L100 171V173L102 172V170H104L105 168H107V167H104V166ZM112 165V164H111ZM108 166V167H110V168H113V170H109V171H112V173H111V177H109V183L111 184V185H113L115 188H120V192H121V188H124V189H128L130 192H132V193H135V192H139L140 194V196L142 195V197H144V196H147L148 198H150V197H152V198H156V191H157V188L156 187H154V186H150V187H146V189L145 190H142L143 188H142V186H143V184H140L139 182H136V183H134V184H129V183H126L125 181H124V179H127L125 176H122L120 173H119V171H118V168H114V166L116 165V163L115 164H113L112 166ZM120 165H121V163H120ZM132 165V164H131ZM134 165V164H133ZM137 165V164H136ZM264 165V164H263ZM73 166V165H72ZM146 166V165H145ZM193 166H195L194 164H193ZM198 166V165H197ZM224 166H226V164L224 163ZM224 166H222L223 168H224ZM229 166V164L226 166V167H228ZM53 167V166H52ZM75 167V166H74ZM74 167H72V168H74ZM76 167H77V165H76ZM156 167V166H155ZM188 167V166H187ZM192 167V166H191ZM226 167H225V169H226ZM56 168V167H55ZM81 168V167H80ZM130 168V167H129ZM135 168H137V167H135ZM143 168V167H142ZM53 169V168H52ZM122 170H126V169H123V167L121 168ZM186 169V168H185ZM259 169V168H258ZM56 170V169H55ZM72 170V169H71ZM194 170H196V169H194ZM228 170H229V168H228ZM251 170V169H250ZM46 171H48V170H46ZM80 171V170H79ZM93 171V170H92ZM94 171H93V173H94ZM108 171V172H109ZM186 171V170H185ZM189 170H187V172H188ZM193 171V170H192ZM198 171V170H197ZM225 171V170H224ZM51 172V171H50ZM104 172V171H103ZM120 172H122L121 170H120ZM196 172V171H195ZM200 172V171H199ZM19 173H23L24 174V178H21V179H18V175H19ZM74 173V172H73ZM93 173H92V175H93ZM106 173V172H105ZM136 173H138V172H136ZM201 173V172H200ZM255 173V172H254ZM257 173V172H256ZM255 173V175H250V176H248V177H246V178H244V182L247 184L248 182H251L252 180H253V182L254 181H256L257 182V174ZM259 173V172H258ZM261 173V172H260ZM66 174H68V173H66ZM75 174V173H74ZM73 174V175H74ZM77 174V173H76ZM75 174V175H76ZM77 174V175H78ZM82 174V173H81ZM90 174V173H89ZM131 174V173H130ZM193 174H195L194 176H196V173H193ZM228 174V173H227ZM83 175V174H82ZM91 175V174H90ZM104 175V174H103ZM107 175V174H106ZM105 175V176H106ZM121 175V176H120ZM127 175V174H126ZM153 175V174H152ZM260 175V174H259ZM49 176V175H48ZM109 176V175H108ZM150 176H151V174H150ZM191 176V175H190ZM51 177H52V175H51ZM58 177V176H57ZM89 177H91V176H89ZM125 177V178H124ZM219 176H217V178H218ZM223 177V176H222ZM61 178V177H60ZM63 178H66V176L65 177H63ZM62 178V179H63ZM99 178H101V177H99ZM136 178V177H135ZM147 178V177H146ZM191 178H192V176H191ZM194 178V177H193ZM192 178V181L193 180H195V178L193 179ZM45 179V180H46ZM130 179H132L131 177H130ZM140 179V178H139ZM138 179V180H139ZM68 180V179H67ZM98 180V179H97ZM188 180H190L191 181V179L188 177ZM227 180V179H226ZM56 181V180H55ZM58 181V180H57ZM69 181V180H68ZM136 181V180H135ZM146 181V180H145ZM149 181V180H148ZM46 181H44V183H45ZM49 182H51V181H49ZM53 183H54V181H52ZM51 182V183H52ZM132 182V181H131ZM229 182V181H228ZM51 183H49V185L51 184ZM59 183V182H58ZM244 184V183H243ZM256 184V183H255ZM157 185V184H156ZM233 185V184H232ZM228 186L229 187V189H230V191L232 192V191H234V189H235V187L237 186ZM245 185V184H244ZM64 186V185H63ZM66 186V185H65ZM112 187V186H111ZM63 188V187H62ZM169 189H171V188H169ZM43 190H45L44 192H43ZM114 190V189H113ZM112 190V191H113ZM173 190H175V189H173ZM177 190V189H176ZM110 191V190H109ZM108 191V192H109ZM111 191V192H112ZM125 191V190H124ZM124 191H122V192H124ZM171 191V190H170ZM179 191V190H178ZM177 191V192H178ZM223 191V190H222ZM221 191V192H222ZM1 192V191H0ZM43 192V193H42ZM117 192V191H116ZM225 192V191H224ZM76 193H78L77 195H75ZM148 193V195H146ZM117 194H119V193H117ZM117 194H115V197H116V195ZM121 194V193H120ZM171 194V193H170ZM185 194V193H184ZM179 195H180V193H179ZM186 195V194H185ZM2 196V195H1ZM109 196V195H108ZM122 196V195H121ZM120 196V197H121ZM168 196V195H167ZM174 196V195H173ZM175 196H176V194H175ZM178 196V195H177ZM5 197V196H4ZM41 197H42V199H41ZM114 197V196H113ZM117 197H119V196H117ZM166 197V196H165ZM171 197V196H170ZM221 197V196H220ZM6 198V197H5ZM43 198H44V200H43ZM123 198V197H122ZM147 198V199H148ZM151 198V199H152ZM191 198V197H190ZM219 198V197H218ZM109 199V198H108ZM110 199H112L111 197H110ZM110 199L109 200H107L108 202L110 201ZM146 199V198H145ZM146 199V200H147ZM168 199V198H167ZM170 199V198H169ZM171 199H173V198H171ZM223 199V198H222ZM2 200H3V197H2ZM2 200H1V203H2ZM114 200V199H113ZM112 200V201H113ZM155 200V199H154ZM158 200V199H157ZM162 200V199H161ZM224 200H227V199H223V200H221V201H224ZM103 201V200H102ZM143 201V200H142ZM152 201V200H151ZM160 201V200H159ZM166 201V200H165ZM170 201V200H169ZM176 201H177V199H176ZM185 201V200H184ZM107 202V203H108ZM146 202V201H145ZM154 201H152V203H153ZM179 202V201H178ZM0 203V204H1ZM5 203V202H4ZM16 203V202H15ZM101 203V202H100ZM144 203V202H143ZM155 203V202H154ZM160 203V202H159ZM158 203V204H159ZM166 203V202H165ZM164 203V204H165ZM216 203V202H215ZM17 204H16V206H17ZM94 204V203H93ZM109 204V203H108ZM122 204V203H121ZM145 204V203H144ZM157 204V205H158ZM5 205V204H4ZM7 205V204H6ZM15 205V204H14ZM96 205H98V204H96ZM102 205V204H101ZM106 205V204H105ZM110 205V204H109ZM204 205H206V204H204ZM212 205V204H211ZM211 205H209V206H211ZM1 206V205H0ZM3 206V205H2ZM15 206V207H16ZM100 206V205H99ZM114 206V205H113ZM146 207H147V205H145ZM87 207V206H86ZM155 207V206H154ZM153 207V208H154ZM1 208V207H0ZM3 208H5V207H3ZM82 208H85V207H82ZM93 208H94V206H93ZM98 208V207H97ZM201 208V207H200ZM96 209V208H95ZM1 210V209H0ZM15 210V209H14ZM19 210V211H20ZM92 210V209H91ZM99 210V209H98ZM103 210V209H102ZM102 210H100V212L102 211ZM114 210V209H113ZM3 211H5V210H3ZM13 211V210H12ZM17 211V210H16ZM95 211V210H94ZM144 211H146V210H144ZM149 211V210H148ZM157 211V210H156ZM216 211V210H215ZM1 212V211H0ZM83 213H86V211L84 212V211H82ZM95 212H97V211H95ZM99 212V213H100ZM116 212V211H115ZM138 212V211H137ZM140 212V211H139ZM187 212V211H186ZM211 212V211H210ZM213 212V211H212ZM233 212V211H232ZM50 214V217L48 216L47 217V214ZM143 213V212H142ZM205 213V212H204ZM229 213V212H228ZM231 213V212H230ZM9 214H10V212H9ZM8 214V215H9ZM79 214V213H78ZM133 214V213H132ZM217 214V213H216ZM226 214V213H225ZM235 214V213H234ZM233 214V215H234ZM246 214V213H245ZM248 214V213H247ZM111 215V214H110ZM136 215V214H135ZM211 215V214H210ZM232 215V216H233ZM21 216V215H20ZM83 216V215H82ZM94 216H96V214L94 213ZM99 216V215H98ZM132 216V215H131ZM185 216V215H184ZM229 216H230V214H229ZM19 217V216H18ZM101 217V216H100ZM103 217V216H102ZM134 217V216H133ZM144 217H145V215H144ZM182 217H183V215H182ZM68 217L66 218V219H69ZM73 218H74V216H73ZM94 218V217H93ZM11 219V218H10ZM99 219V218H98ZM186 219V218H185ZM216 219V218H215ZM71 220V219H70ZM78 220V219H77ZM81 220V219H80ZM79 220V221H80ZM88 220V219H87ZM188 220H190V219H188ZM217 220V219H216ZM65 221V220H64ZM99 221V220H98ZM115 221V220H114ZM113 221V222H114ZM127 221V220H126ZM129 221V220H128ZM145 221V220H144ZM72 222V221H71ZM88 222V221H87ZM95 222V221H94ZM117 222V221H116ZM121 222V221H120ZM195 222V221H194ZM198 222V221H197ZM196 222V223H197ZM5 223V222H4ZM66 223H68V222H66ZM95 223H98V222H95ZM100 223V222H99ZM98 223V224H99ZM111 223V222H110ZM176 223V222H175ZM10 224V223H9ZM78 224H79V222H78ZM88 224V223H87ZM97 224V225H98ZM109 224V223H108ZM128 224V223H127ZM82 225V224H81ZM91 225V224H90ZM107 225V224H106ZM111 225V224H110ZM176 225V224H175ZM179 225H180V223H179ZM188 225H189V223H188ZM8 226V225H7ZM75 226V225H74ZM84 226V225H83ZM95 226H96V224H95ZM99 226V225H98ZM108 226V225H107ZM131 226V225H130ZM143 226V225H142ZM170 226V225H169ZM2 227V226H1ZM61 227V226H60ZM63 227V226H62ZM89 227V226H88ZM97 227V226H96ZM102 227H103V225H102ZM106 227V226H105ZM127 227V226H126ZM125 227V228H126ZM189 227V226H188ZM54 228V227H53ZM75 228H76V226H75ZM114 228H116V226H114ZM128 228V227H127ZM172 228V227H171ZM174 228H175V226H174ZM65 229V228H64ZM74 229V228H73ZM97 229V228H96ZM99 229V228H98ZM139 229H141V228H139ZM191 229V228H190ZM51 230V229H50ZM75 230V229H74ZM101 230V229H100ZM107 230V229H106ZM105 230V231H106ZM111 230V229H110ZM116 230V229H115ZM119 230V229H118ZM149 230V229H148ZM54 231V230H53ZM67 231H69V230H67ZM102 231V230H101ZM120 231H121V229H120ZM83 232V231H82ZM95 231H93V233H94ZM107 232V231H106ZM122 232V231H121ZM36 233V232H35ZM110 233V232H109ZM117 233V232H116ZM119 233V232H118ZM124 233V232H123ZM37 234H40V233H37ZM49 234V233H48ZM84 234V233H83ZM103 234H105V233H103ZM102 234V235H103ZM112 234V233H111ZM113 234H114V236L116 235L115 233H114V231H113ZM50 235V234H49ZM125 235V234H124ZM36 236V235H35ZM41 236V235H40ZM40 236L39 237H37V238H40ZM105 236V235H104ZM109 236V235H108ZM45 237V236H44ZM46 237H47V235H46ZM98 237V236H97ZM96 237V238H97ZM100 238V237H99ZM106 238H107V236H106ZM119 238V237H118ZM120 238H122L121 236H120ZM15 239H17V238H15ZM116 239V238H115ZM123 239V238H122ZM132 239V238H131ZM30 240V239H29ZM98 240V238L96 239V241ZM119 240L120 239H116L115 240V243H113V241H112V243H113V245L111 246V250H110V252L109 251H107L108 253H105L103 256V259L104 260H102L101 259V261H100V258L98 259L97 258V256H98V252L99 251H81V250H79V251H81L80 252V254H77V255H73L74 257H73V260L71 261L72 263H74V264H86V262H88L89 261V263H90V261H92V263L91 264H96V263H98V264H112V263H121V264H136V258L135 257H131L130 256V252L131 251H129L127 248H123V249H121V247H120V244H119ZM17 241H18V239L16 240V243H17ZM20 241V240H19ZM18 241V242H19ZM47 241V240H46ZM61 241V240H60ZM110 241V240H109ZM121 241V240H120ZM123 241V240H122ZM12 242V241H11ZM14 243H15V240L13 241ZM40 242V241H39ZM38 242V243H39ZM102 242V241H101ZM14 243L12 244V245H14ZM108 243V242H107ZM111 243V244H112ZM135 243V242H134ZM97 244V243H96ZM100 244V243H99ZM110 244V245H111ZM0 245H1V243H0ZM42 245V244H41ZM40 245V246H41ZM56 245V244H55ZM103 245V244H102ZM108 245V244H107ZM17 246V245H16ZM94 246H96V245H94ZM109 246V245H108ZM2 247V246H1ZM89 247V246H88ZM87 247V248H88ZM97 247V246H96ZM105 247V246H104ZM4 248H6L5 246H4ZM11 248V247H10ZM41 248V247H40ZM102 248H103V246H102ZM120 248V249H119ZM146 248V250H147V247H145ZM89 249V248H88ZM99 249V248H98ZM97 249V250H98ZM4 250V249H3ZM15 250V249H14ZM69 250H71V249H69ZM117 251V253L118 254H116V255H111L110 253H111V251ZM64 251V250H63ZM106 251V250H105ZM133 251V250H132ZM141 251V250H140ZM139 251V252H140ZM134 252V251H133ZM7 253V252H6ZM11 253V252H10ZM14 253V252H13ZM19 253V252H18ZM20 253H21V251H20ZM24 254H25V252H23ZM71 253V252H70ZM101 253V252H100ZM99 253V254H100ZM14 254H16V253H14ZM61 254V253H60ZM63 254V253H62ZM65 254V253H64ZM139 254V253H138ZM18 255V254H17ZM25 257L27 256L26 254L24 255ZM24 256H21V257H24ZM47 256V255H46ZM50 256V255H49ZM59 256V255H58ZM145 256V255H144ZM29 257V256H28ZM48 257V256H47ZM55 257H56V255H55ZM147 257V256H146ZM146 257L144 258V259H146ZM13 258V257H12ZM53 258V257H52ZM140 258V257H139ZM21 259V258H20ZM34 259H36V258H34ZM55 259V258H54ZM11 260V259H10ZM14 260V259H13ZM15 260H16V258H15ZM24 260V259H23ZM26 260V259H25ZM33 259H31L30 261H32ZM49 260V259H48ZM47 260V261H48ZM51 260H53V259H51ZM12 261V260H11ZM36 261V260H35ZM34 261V262H35ZM45 261V260H44ZM47 261H45V263H47L48 264V262ZM37 262V261H36ZM45 263H43V264H45ZM9 264V263H8ZM88 264V263H87Z\"/></svg>",
    "mask_w": 264,
    "mask_h": 264
}]
</instances>
